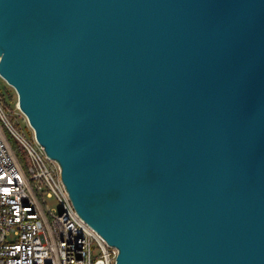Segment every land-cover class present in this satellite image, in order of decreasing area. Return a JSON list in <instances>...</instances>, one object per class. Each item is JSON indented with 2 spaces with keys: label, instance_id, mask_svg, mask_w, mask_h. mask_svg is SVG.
<instances>
[{
  "label": "water",
  "instance_id": "obj_1",
  "mask_svg": "<svg viewBox=\"0 0 264 264\" xmlns=\"http://www.w3.org/2000/svg\"><path fill=\"white\" fill-rule=\"evenodd\" d=\"M0 76L115 264H264V0H0Z\"/></svg>",
  "mask_w": 264,
  "mask_h": 264
},
{
  "label": "built area",
  "instance_id": "obj_2",
  "mask_svg": "<svg viewBox=\"0 0 264 264\" xmlns=\"http://www.w3.org/2000/svg\"><path fill=\"white\" fill-rule=\"evenodd\" d=\"M4 104L0 90V264H115L117 247L79 215L60 164L13 122ZM11 137L27 153L25 166Z\"/></svg>",
  "mask_w": 264,
  "mask_h": 264
},
{
  "label": "rangeland",
  "instance_id": "obj_3",
  "mask_svg": "<svg viewBox=\"0 0 264 264\" xmlns=\"http://www.w3.org/2000/svg\"><path fill=\"white\" fill-rule=\"evenodd\" d=\"M0 90L5 93V98L7 104H4L5 108L8 109L10 116L13 122H16L18 126L23 130V132L32 140H35V135L32 127L29 125V122L26 116L17 108L18 96L16 90L0 76ZM16 93L17 100H15L16 104L14 106V98L13 94ZM48 204L50 206H55L56 208H60L58 201L55 197H48Z\"/></svg>",
  "mask_w": 264,
  "mask_h": 264
},
{
  "label": "trees",
  "instance_id": "obj_4",
  "mask_svg": "<svg viewBox=\"0 0 264 264\" xmlns=\"http://www.w3.org/2000/svg\"><path fill=\"white\" fill-rule=\"evenodd\" d=\"M2 96H3V99H4V103L7 104V100L5 98V93L2 92ZM13 98H14V106L16 104L15 100H17V96H16V93L13 94ZM11 140H12V146L20 160V162L25 166L27 164V153L26 151L23 149V147L19 144V142H17V140L13 139V137H11Z\"/></svg>",
  "mask_w": 264,
  "mask_h": 264
},
{
  "label": "bare ground",
  "instance_id": "obj_5",
  "mask_svg": "<svg viewBox=\"0 0 264 264\" xmlns=\"http://www.w3.org/2000/svg\"><path fill=\"white\" fill-rule=\"evenodd\" d=\"M18 102V101H17Z\"/></svg>",
  "mask_w": 264,
  "mask_h": 264
}]
</instances>
